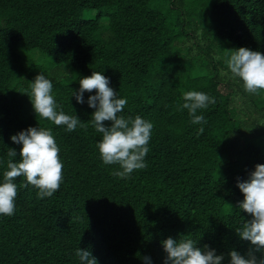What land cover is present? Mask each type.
Here are the masks:
<instances>
[{"label":"trees","instance_id":"1","mask_svg":"<svg viewBox=\"0 0 264 264\" xmlns=\"http://www.w3.org/2000/svg\"><path fill=\"white\" fill-rule=\"evenodd\" d=\"M239 47L264 53V0H0V183L7 161L20 159L11 136L30 126L52 130L63 164L51 197L21 187L23 176L13 181L14 214L0 215V264H81L78 248L97 264H165L169 237L214 249L221 264L232 250L264 259L236 231L252 219L239 208L237 181L264 164V90L247 92L226 64ZM93 71L127 99L120 116L153 124L147 167L127 178L101 159L87 103L95 90L83 104L72 96ZM41 73L57 111L86 128L68 132L37 116L29 95ZM188 91L214 98L197 113L206 123L181 109Z\"/></svg>","mask_w":264,"mask_h":264},{"label":"clouds","instance_id":"2","mask_svg":"<svg viewBox=\"0 0 264 264\" xmlns=\"http://www.w3.org/2000/svg\"><path fill=\"white\" fill-rule=\"evenodd\" d=\"M228 69L234 77L243 81L244 89L252 94H259L264 90V53L247 47H239L232 51L226 60ZM79 90L74 91L77 103L83 104L84 92L95 90V95L88 97V106L94 108L91 124L102 139L97 143L100 156L104 164H118L122 171H115L113 175L127 178L134 170L147 167L145 157L149 151L148 143L151 139L153 124L141 116L125 119L120 116L127 104L126 98H119L117 92L110 87V79L102 72L93 71L90 76L79 80ZM29 95L37 116L46 119L56 126H65L68 132L77 127L86 128L87 125L76 115H67L58 107L52 95L53 83L44 74L35 76L30 85ZM184 103L181 109H187L193 124H204L207 121L198 110L206 109L215 103L213 97L204 92L188 91L183 93ZM111 122L106 125L105 122ZM203 132V128L200 129ZM11 140L22 145L19 151V161H7L3 183H0V215L11 216L15 211L17 185L13 182L18 177H25L27 183L38 189V198L51 197L59 190L63 180V164L53 132L45 127H28L11 136ZM8 157H16L14 148H9ZM237 186L244 195L239 208L250 214L252 219L245 222L242 228H237L238 235L250 241L256 250L264 249V164H257L250 173L249 179L237 181ZM167 253L165 264H221L223 255H216L214 249L202 251L196 247V241L190 238L179 240L171 237L162 242ZM75 255L81 264H97L88 250L78 248ZM230 264H264V259L257 260L250 250L245 258L235 250L230 252ZM148 260V257L144 258Z\"/></svg>","mask_w":264,"mask_h":264}]
</instances>
